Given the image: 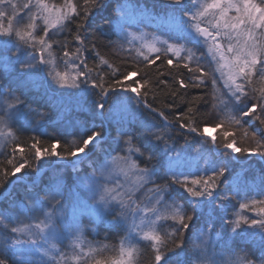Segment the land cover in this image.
I'll return each mask as SVG.
<instances>
[{"label":"snow or ice","instance_id":"1","mask_svg":"<svg viewBox=\"0 0 264 264\" xmlns=\"http://www.w3.org/2000/svg\"><path fill=\"white\" fill-rule=\"evenodd\" d=\"M186 3L187 0H159L153 5L163 9L170 22L168 38L148 39L143 33L134 37L141 41L136 55L142 61L137 60V64L143 63L148 68L161 56L166 57L157 66L156 75L172 77V84L163 80L158 83L169 89L173 103L157 107L147 100L150 93L155 98L151 73L145 72L144 78L135 81L134 86L126 81L140 74L139 67L121 75L113 70L116 78L106 80L100 72L93 75L95 69L84 56L90 43L93 49L98 47L88 35L96 11L107 9L110 15L114 14V21H109V33L127 37L130 35L127 25L136 17L148 16L146 7L130 0H115L114 5L106 0H83L82 4L64 0L59 5L48 0H26L22 5L14 0H0V50L16 57L21 72L31 75L39 71L59 89H75L83 97H98L95 115L101 118L109 94L122 92L123 100L134 104V114L141 117L136 121L138 127L131 124L121 127L110 138L111 143L101 128L93 126L85 128L72 145H65L60 152L57 151L60 140L42 147L36 137L31 138L30 150L34 151L30 155L22 147L14 149L20 153L19 160L13 155L7 159L10 168L0 167V198L8 200V207L0 210V231L4 233V239L0 240V264H139L141 243L151 249V264H264V187L259 193L262 198L243 199L239 203V211L227 220L228 228L222 237L217 232L216 219L226 217H218L217 209L223 211L227 208L224 202L242 195L238 188L221 180L229 171L230 160L214 163L209 159L205 168L197 167L195 173L186 171L184 165L190 154L184 148H177L175 140L176 135H181L187 141L194 134L192 138L200 137L198 143L203 146L208 142L210 127H222L223 120L201 126L198 103L204 97L186 99L188 92L180 91L208 87L210 78L212 107L223 104L228 109V123L252 141L250 146L237 147L235 139L228 141L234 133L225 131L224 151L219 154L257 157L264 163V0H198L191 9ZM21 8L27 10L24 16L19 15ZM37 21L42 22V35L37 32ZM65 32L68 36L61 39ZM109 43L116 42L109 40ZM54 45L63 51L60 57L63 70L58 68ZM197 51L206 52L204 60L215 64L214 71L220 73L228 89L227 100L221 99L222 94L217 95V78L205 67ZM21 53L24 59H20ZM153 53L157 55L150 58ZM95 58L96 67L112 68L99 51ZM173 58L176 68L182 66L193 75L185 77L162 71L165 66H173ZM180 104L187 107L176 115L173 109ZM26 107L20 97L8 94L0 104V126H4L0 128V136L5 135V128L11 127L9 122ZM169 116L174 119L170 120ZM245 118H251L252 122ZM177 124L183 132L178 131ZM7 135L13 133L8 131ZM211 142L219 151L221 146L216 144L215 136ZM98 151L103 154L102 159L97 156ZM41 161L56 165L58 171L72 168L76 191L69 190L71 216L65 207L62 188L37 184L44 167ZM84 164L91 171L85 169L87 174L81 176L77 165ZM22 171L24 175H18ZM29 176L32 189H26L17 199L14 186ZM11 177L16 179L10 180ZM261 179L264 185V176ZM76 208L82 214L95 216L100 225L123 229L125 234L118 246L89 241L85 251V229L75 217ZM247 211H253L254 215L243 214ZM238 240L258 246L261 255L253 259L246 254L224 256L217 252L220 247L232 252L229 242L234 246ZM65 242L70 253L60 247ZM109 250L115 254L104 257Z\"/></svg>","mask_w":264,"mask_h":264},{"label":"trees","instance_id":"2","mask_svg":"<svg viewBox=\"0 0 264 264\" xmlns=\"http://www.w3.org/2000/svg\"><path fill=\"white\" fill-rule=\"evenodd\" d=\"M14 2L20 4L21 0H14ZM48 2L51 4L59 5L62 4L64 0H48ZM130 2L133 4H139L142 7H146L152 15H154L153 13H155L161 14L163 17H166L163 9L159 7L153 8V5L155 3H158L159 0H130ZM197 2L198 0H187L186 7L191 9ZM73 3L82 4L83 0H73ZM106 3L114 5L115 0H106ZM20 12H23V10L21 9ZM21 16H24V14H22ZM110 20L114 21V14L110 15L107 9L96 11L94 16L91 18V24L88 28L89 40L95 42L98 47L96 49H93L90 43L89 50L88 52L84 53V56L87 60L88 65L95 69L93 75H95L96 72H100L105 75L106 80L109 78L114 80L116 77L115 75H113V70H115L116 75H121L129 70H132L134 67H139L141 69L140 74L137 77H133L132 80L126 81V83L134 86L135 81L143 79L144 73L149 72L153 75V81L155 83V98L153 94L150 93L147 97L148 102L153 103L157 107H163L165 104H172L173 99L168 94L169 89L165 86V84L158 83L159 80H163L168 84H172V77L167 75H156L157 66L165 61L166 57L161 56V59L157 60L156 64H153L148 68H144L143 63L137 64V60L142 61V57H137L136 55V50L140 47L129 42L124 37L122 38L119 34H110L108 31ZM137 21L138 22H135L133 26L127 25L126 31L128 29H132V35L137 34L139 32L137 31V28L140 27V17L137 18ZM73 27L75 26L73 25ZM41 29L42 27H40L39 25L37 32L38 34L42 35ZM52 34V32L49 33L50 36ZM67 36L68 33L65 32L62 34L61 39ZM109 40L116 43H109ZM69 41L71 42L70 37ZM72 43L74 47V42ZM187 46L192 47L191 44H188ZM198 47L200 49H203V45H199ZM129 49H131V51H129ZM195 50L196 49H194V51ZM96 51H99L101 55L109 61V63L112 65V68H109L107 65L96 67V65L98 64V61L95 58ZM54 52L57 56L58 68L59 70H63V61L60 59V57L63 56V51L58 46L54 45ZM155 55L157 54H150V58H153ZM170 55L171 54H169V57ZM197 55L201 56L202 62L205 63V67H207L209 71L214 72L217 78V95L222 94L221 99L227 100L228 89L225 87L223 78H221L220 73L214 71L215 64H209L206 60H204L206 52L197 51ZM20 56L22 55L20 54ZM6 57H9L8 62L5 61ZM20 59L24 58L21 57ZM175 63V58H173V66H165L161 70L181 73L185 77L193 75L192 73H188L187 69H184L182 66L180 68H176ZM46 79L49 84L50 80L44 73L34 71L31 75H27L26 73L21 72L19 65L15 63V57L10 56V54L6 51L0 50V92L3 93L1 97L7 99L8 94L11 93L12 95L20 97L24 101V105L27 106L19 114V117H21L17 120L15 118L13 125L10 124L13 137L7 141L6 145L0 152V167L10 168L11 166L7 164V159L13 158V155H15V158L19 160V151L17 150L14 152V149H16L17 146L24 148L26 155H30V151H34L30 150L32 137L38 138L41 141L42 147L48 146L55 140H60L61 147L57 149V151L60 152L63 151L65 145H72L85 128H92L93 126L101 128L105 135L109 137L108 142L111 143L110 138L116 136L118 130L121 127L127 128L130 124L133 127L139 126L136 123V121L141 118L138 114H128L126 119H111V117L107 114L108 108H110L115 102H118V100H122L123 96H120L117 93H110V98L107 100V106L104 111V116L103 118H101L98 115H95L97 111L95 108V104L98 97H83L81 95H78V97L74 100H55V98L51 97L52 95H50L49 92H47L44 88ZM49 85L50 87H52L51 81ZM174 86L177 88L179 87L178 84H175ZM141 91L143 92L144 89H141ZM180 91L188 92V97L186 99L204 97V101L198 103L199 123L201 124V126H203L204 124L212 126L222 120L224 121L220 129L212 128L215 130L216 144L221 146L219 151H217L213 147L212 142L208 139L207 144L202 146L200 143H198L200 137L195 136L194 138H192L194 134H192L187 141H185L184 137L181 135L175 136V140L177 142L176 147L184 148L190 154L189 160L186 161L184 165V170L186 171L190 170L195 173L197 167H199L200 169L205 168L209 159H211L214 163H219L221 160H230L228 164L229 171L226 172L225 177L221 178V180L223 184L238 188L242 195L239 197H234L228 202H224L227 204V208L223 211H221L219 207L217 209L218 217H226V219L224 220H221L219 218L216 219L217 232H219L223 237L225 231L228 228L227 220L232 218L233 215L237 211H239V203L243 199L262 198L261 196H259V193L261 192L262 187H264V185H262L261 179L262 176H264V163L259 162V159L257 157H249L239 154L228 157L219 154L220 152L224 151L222 145L226 142L223 137V133L225 131L234 133V136L228 137V141L235 139L237 147L250 146L252 141L250 140V138L244 137L242 130L237 129L236 126L228 123L226 119L228 109L225 108L223 104H220L219 108L212 107V87L210 78L208 87L180 89ZM132 106V109H135V106ZM186 107L187 104H180L179 107L173 109V111L176 115H179L184 109H186ZM167 111L168 110L165 108V112ZM37 113H43L44 115L43 117H41ZM169 119L172 120L174 119V117L169 116ZM245 119H248L250 123L252 122L251 118ZM175 126L178 129V124ZM256 126L259 127L258 122H256ZM245 127H248V125H245ZM178 131L183 132L184 130L178 129ZM104 147H107V144H105ZM197 149H199V151H197ZM97 156L101 159L103 158V154L99 151L97 152ZM52 159L54 160L55 158ZM41 164L44 165L42 169H45L50 165L46 164L44 161H41ZM85 169L87 170V172L91 170L90 168H88V165H84L82 166V170L79 171V175L87 173ZM56 170L57 167L53 170H49V172L47 171L43 175L42 179L37 182V184L40 186H51L53 182L55 183L57 181L58 185V179L60 177L68 179L71 175L70 168L59 170L56 172L57 174L53 175ZM201 174H203V172H201ZM18 175L22 176L24 175V172L22 171ZM10 180H15V177H11ZM25 180L29 182V184L19 183L14 186L13 191L17 199L21 198L25 194L26 189H32L31 177H26ZM177 190L182 192V190L180 189ZM244 193H247V196H244ZM41 198L44 199L43 195L41 196ZM63 199L65 203H69L71 201V199L66 194H64ZM217 204L219 206L221 202L218 201ZM7 207L8 200L0 198V210ZM243 214L249 217H252L254 215L253 211H247ZM83 229H85L84 235L86 238L85 251L87 250V243L89 241L93 243L99 242L118 246L119 239L125 234L123 229L118 230L116 228H109L106 224H98L94 228L83 227ZM87 229H93V231H95V234L91 233ZM3 239L4 233L3 231H0V240ZM229 246L232 247V252H229L224 247L217 248V252L222 253L224 256L232 255L233 253L246 254L253 259L261 255L259 247L251 244L246 240H238L236 245L234 246L231 245V242H229ZM60 247H62L65 252L70 253V249L67 247V242H65L63 245H60ZM190 248L191 246L189 245V250ZM141 249L142 254L139 259V264H151L153 258L151 249L144 248L142 243ZM114 254V251L109 250L104 254V257Z\"/></svg>","mask_w":264,"mask_h":264},{"label":"rangeland","instance_id":"3","mask_svg":"<svg viewBox=\"0 0 264 264\" xmlns=\"http://www.w3.org/2000/svg\"><path fill=\"white\" fill-rule=\"evenodd\" d=\"M24 2H26V0H21L20 4L22 5ZM21 9L23 10V12H20L19 15L25 14V12L27 10H25L23 8H21ZM153 14L154 15L150 14V12H149L147 17H144V18L140 17V19H141V21L139 23L140 27L137 28V31H139V32L137 34H134L135 36L132 35L133 34L132 29L127 30V33L130 34L127 37H125L123 34H119V35L122 38L124 37L126 40H128L129 42H131L134 45H137L139 47H141V41L139 39H134V37H138L142 33L147 34L148 39H151V37H153V36H160L161 38H165V39L168 38V35L171 32L170 22L167 20L166 17H163L161 14H155V13H153ZM149 17H156V18L153 19V18H149ZM137 18L138 17L134 18L128 25L133 26L135 22H138ZM25 19H26V16H25ZM37 24H39L40 27H43L41 21H37ZM181 43H187V42L181 41ZM31 51H32V49H27V52H31ZM21 55L22 56H20V58L21 57L25 58L23 53H21ZM15 60H16V57H15ZM5 61L8 62L9 57H7V59L5 58ZM49 84H50V81H49ZM49 84H48L47 79H46V81H45L46 88L52 93V95L55 96V100H61V101H64V100L68 101L67 99L74 100L79 95L77 90H75V89H59L53 84L51 85L52 87H50ZM52 89H54V90H52ZM117 94H121L123 97L125 96V94L121 93V92H117ZM127 95H133V94L128 93ZM5 100H6V98L1 97V95H0V104H2ZM132 105H134V104H129L128 102L124 101L123 99L118 100V102H115L110 108H108L107 114L111 117V119H119V118L126 119L128 114L135 113V109H132V107H133ZM14 121H15V119L13 121H10L9 123L13 125ZM3 127L4 126H0V128H3ZM8 131H11L10 127L5 128V135L4 136H0V152L4 146L6 139L9 140L13 137V136L7 135ZM210 131H212L211 137L215 136V130L210 128ZM208 137L211 138L210 136H208ZM232 155L235 156L236 154H232ZM78 166H80V165H77V168L79 169L80 167H78ZM71 170H72V168H71ZM44 172H45V169H41L40 178L42 177ZM72 172H73V170H72ZM84 175H86V174H84ZM81 176H83V175H81ZM75 179H76L75 174L72 177L70 176V179H64V178L60 177L58 179L59 184L57 185V181H56L55 183L53 182V184L51 186L53 188H62L64 191V194H66L71 199V193L69 190L71 189L72 192L76 191V188L74 186ZM67 180H69V182L65 186ZM24 181H26V180H24ZM65 207L69 209V214L71 216L72 211H73V209L71 207V201L69 203H65ZM49 210H51V209H49ZM74 211H75V217L79 221L80 226H81V222L83 219H86L87 223H89V222L99 223L96 220V217L93 215H90L87 213L82 214L78 208L74 209ZM87 230L90 231L91 233L95 234V231H93V229H87Z\"/></svg>","mask_w":264,"mask_h":264},{"label":"bare ground","instance_id":"4","mask_svg":"<svg viewBox=\"0 0 264 264\" xmlns=\"http://www.w3.org/2000/svg\"><path fill=\"white\" fill-rule=\"evenodd\" d=\"M211 135H212V131H209V134H208V136H210V137H211Z\"/></svg>","mask_w":264,"mask_h":264}]
</instances>
